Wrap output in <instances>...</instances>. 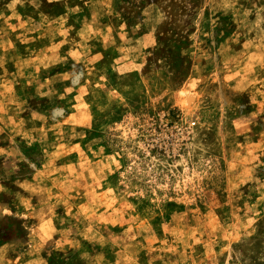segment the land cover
<instances>
[{"label":"rangeland","instance_id":"1","mask_svg":"<svg viewBox=\"0 0 264 264\" xmlns=\"http://www.w3.org/2000/svg\"><path fill=\"white\" fill-rule=\"evenodd\" d=\"M0 264H264V0H0Z\"/></svg>","mask_w":264,"mask_h":264}]
</instances>
